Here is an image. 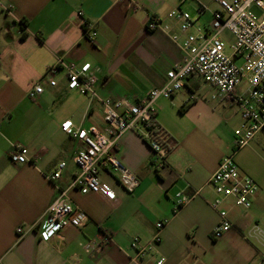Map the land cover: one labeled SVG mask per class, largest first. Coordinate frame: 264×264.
I'll use <instances>...</instances> for the list:
<instances>
[{
	"label": "crops",
	"instance_id": "0c3cea01",
	"mask_svg": "<svg viewBox=\"0 0 264 264\" xmlns=\"http://www.w3.org/2000/svg\"><path fill=\"white\" fill-rule=\"evenodd\" d=\"M196 1L209 11L218 8L215 0ZM184 3L0 0V264H128L132 241L148 244L158 222L164 223L160 240L139 264H156L160 258L161 264H264L259 258L263 240L250 234L254 225L264 223V159L259 155L264 135L260 130L234 155L240 173L257 185L251 206L241 209L225 200L220 207L232 227L213 239L220 217L210 205L215 193L207 180L235 149L234 130L242 118L237 103L212 98L216 89L195 76L171 98L156 101L155 119L170 138L166 166H155L142 134L126 131L113 154L137 176L135 190L126 192L112 168L102 170L100 179L114 192L113 200L69 190L88 215L82 226L51 233L40 222L58 194L54 185L68 187L77 172L72 157L81 144L61 130V123L69 119L75 127L94 125L106 133L99 103L69 90L61 69L54 75L56 85H48L42 79L45 70L58 59L75 65L89 62L103 96L135 102L161 86L167 71L183 60L180 42L185 34L168 12L182 10ZM4 5L12 15L4 12ZM209 11L202 13L210 23ZM151 16L169 24V32L148 30ZM195 19L200 27V15ZM92 32L94 43L88 39ZM170 33H177L178 40ZM37 81L43 91L30 98L28 91ZM12 143L27 148V162H11ZM59 162L65 166L51 181L48 176ZM178 192L188 197L179 207ZM104 235L110 243H102Z\"/></svg>",
	"mask_w": 264,
	"mask_h": 264
},
{
	"label": "built area",
	"instance_id": "2783aa9c",
	"mask_svg": "<svg viewBox=\"0 0 264 264\" xmlns=\"http://www.w3.org/2000/svg\"><path fill=\"white\" fill-rule=\"evenodd\" d=\"M215 1L218 8L211 10L213 16L209 29L196 26V19L179 8L168 12V17L177 20L179 30L185 34L180 42L183 60L167 71L166 80L161 86L152 88L135 102L125 98L103 96L89 62L75 65L58 59L45 70L42 79L44 78L50 86L57 83L54 78L56 72L63 70L66 87L97 101L106 125V133H102L94 125L87 128L75 127L69 119L61 123V130L76 138L81 148L72 157L77 166L72 182L66 188L54 185L58 194L40 219L51 233H58L69 226L80 227L88 220V215L70 198L69 190L74 189L81 194L98 193L109 200L115 198L114 192L101 181L100 171L112 168L116 173L117 182L128 193L138 186L137 176L123 166L113 154L124 132L132 130L142 134L152 151L155 166H166L170 138L155 119L156 101L159 98H171L184 87L186 80L191 76L216 89L212 98L224 97L237 103L242 118L240 125L234 130L235 149L220 160L207 180V184L215 193L210 205L218 210L220 217L212 230V238H219L232 227L227 211L220 207L225 200H232L233 204L241 209L250 208L257 185L249 176L240 173L234 155L237 149L247 145L257 132L264 129V0ZM252 7L262 13L260 18L251 13ZM2 8L6 14L12 15L10 6L4 5ZM206 10L209 11L207 7L199 6L198 16ZM146 28L159 29L166 33L170 30L169 24L156 16L149 17ZM190 28H193L191 33L188 32ZM223 31L229 32L233 37L232 54L226 53L221 36ZM170 38L177 41L179 35L170 33ZM88 39L94 43V32ZM237 58L242 59L240 65L235 62ZM242 84L243 88L239 89ZM42 91L43 86L37 81L28 91V96L34 98ZM27 152L24 145L12 143L9 152L11 162H27ZM64 166L65 162H59L48 178L51 181L57 180ZM187 200L188 197L182 192L176 193L177 207ZM163 225V222L157 223L158 232L148 244L141 245L137 239L132 241L134 254L128 264H139L148 248L160 240L159 230ZM16 231L22 234L23 230L18 227ZM250 234L260 236L264 244V228L254 225ZM110 242V236L104 235L102 243ZM259 258L264 260V253H260ZM162 262L163 258H160L156 264Z\"/></svg>",
	"mask_w": 264,
	"mask_h": 264
},
{
	"label": "rangeland",
	"instance_id": "374dc122",
	"mask_svg": "<svg viewBox=\"0 0 264 264\" xmlns=\"http://www.w3.org/2000/svg\"><path fill=\"white\" fill-rule=\"evenodd\" d=\"M198 8H199V6H198L196 0H185L184 5L182 6V10L188 12L193 19L195 18V16L198 15ZM250 11L256 18H260L262 16V13L256 7H252ZM209 12H210V17H212L213 12L211 10ZM198 24L200 25L201 29H209L210 28L209 16L206 12L200 14V20H199ZM221 36H222L224 43H225L226 53L232 54L233 37L227 31H223ZM235 62H236V64L240 65L242 62V59L237 58ZM259 134L264 135V129ZM259 155L264 159V142H263V146L259 150ZM258 225L261 228L264 227L263 222H259Z\"/></svg>",
	"mask_w": 264,
	"mask_h": 264
}]
</instances>
